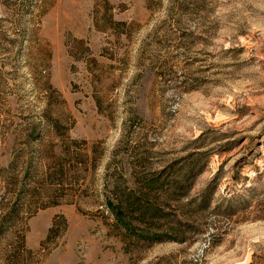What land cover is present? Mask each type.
I'll return each mask as SVG.
<instances>
[{
	"label": "rangeland",
	"instance_id": "374dc122",
	"mask_svg": "<svg viewBox=\"0 0 264 264\" xmlns=\"http://www.w3.org/2000/svg\"><path fill=\"white\" fill-rule=\"evenodd\" d=\"M18 4L0 0V202L22 125L64 119L38 151L46 179L21 193L16 223L32 253L20 264H249L261 254L264 0H46L35 18ZM63 137L72 154L58 191L51 143L60 156ZM15 173L26 180L23 164ZM112 181L118 193L151 191L158 218L128 210L118 223ZM257 192L258 204L226 215ZM15 224L2 246L17 243Z\"/></svg>",
	"mask_w": 264,
	"mask_h": 264
},
{
	"label": "trees",
	"instance_id": "16d2710c",
	"mask_svg": "<svg viewBox=\"0 0 264 264\" xmlns=\"http://www.w3.org/2000/svg\"><path fill=\"white\" fill-rule=\"evenodd\" d=\"M148 2V0H147ZM46 3V0H20V4H18V9L20 10V14L24 15L30 14L32 15V18H35V16H39L43 11H41L42 6ZM113 14L109 15V18L112 19ZM123 22H118V24ZM124 24V23H123ZM121 25V24H120ZM32 29H29V32H31ZM49 57V55H48ZM46 84L51 88V85L48 82ZM61 118V117H60ZM58 117H52L49 115V113H44L43 117L41 118L40 123H35L34 121H31L30 123L23 124L22 128L20 129V133H18V138L21 140V144H23V148L17 151V155L15 154L14 159L10 163V171L14 172L13 177H11V186L12 188L8 187V190L5 191L3 200L0 202V257L2 258L1 264H8L10 262H14V264H20L22 262V259L24 258L25 253H32V250H28L26 248V238H25V230H21L18 228V223H16L20 219L21 209H20V201H21V193L22 190L26 191V196H32L33 191L36 189L37 185L46 179L48 173L42 172L40 169L45 168L46 165L44 163V160H39L40 157H38V151L44 146L43 143L46 142V139L48 141L49 136L51 134H58V130L63 125V121L61 119L63 118ZM64 120V119H63ZM44 124L45 132L39 129L41 124ZM65 142L64 145H60L61 155L57 156V153L55 151V147L58 145L54 143L52 144V159L53 164L55 165L56 169L53 174H49V177L56 176L57 178L61 179L62 182L66 181L68 178V174L70 172V164L69 162H64V159L68 157L72 152L70 151L71 144H68L69 141L71 143V140L67 142L66 138H61ZM49 142V141H48ZM72 144H76V142L72 141ZM75 149L77 150V146H75ZM32 152H35L36 155H34ZM78 157V153H75ZM39 161H38V160ZM71 160H76L71 155ZM39 162V163H38ZM37 163V164H36ZM24 165V177L20 178L16 173V169ZM74 169V168H73ZM76 171V170H75ZM42 178V179H41ZM24 179V181H22ZM64 179V181H63ZM157 181V180H156ZM155 182V180L153 181ZM149 185L150 182L148 183ZM62 186L58 191H64L67 189L65 186V183L61 184ZM112 188L110 189L108 200V207H110V210L112 211L114 209L117 222L121 223L124 222L128 215L124 214V211L128 213H135L140 214L142 218H150V219H156L158 218L159 214V208L155 206L157 203L155 196L150 195L151 191L144 192L141 188H130L126 187L128 192L124 191L122 193L119 192L118 185L114 184V181L110 184ZM148 185L147 189H150V186ZM153 191V190H152ZM254 191V190H253ZM117 195H120L118 197ZM253 195V194H252ZM257 195L251 196L248 199H245L240 202L238 205L240 207L233 208L232 206H229L228 209H225L226 215L228 214L229 218H232L233 215L237 214H243V212H246L247 210L251 209V207L254 204H258ZM67 196V195H65ZM246 197V196H244ZM242 199V198H241ZM115 200V202L113 201ZM59 202H55V204H58ZM54 204V203H53ZM230 205V204H229ZM23 207V205H22ZM232 207V208H231ZM129 210V211H128ZM201 211H204V209H198L196 213H200ZM224 211H221L220 207H216L215 210H213V215L218 217L219 214H221ZM61 217H57L53 220V224L49 229V235L48 239H51V237L54 235L56 228L58 227V221L57 219ZM19 222V221H18ZM63 224L64 230L67 228V221L66 219H63L61 221ZM16 223V224H15ZM117 223V224H118ZM11 224H15V227H12V232L17 231V243L15 245L9 244L8 246H2L4 243H8L10 236L8 233H11ZM15 228V231H14ZM216 228V227H215ZM216 231L211 232V236L213 238L216 236ZM6 241V242H5ZM2 252V254H1ZM249 264H264V251L261 254H257L256 252L252 255V260Z\"/></svg>",
	"mask_w": 264,
	"mask_h": 264
}]
</instances>
